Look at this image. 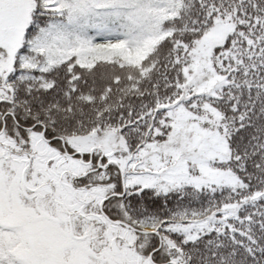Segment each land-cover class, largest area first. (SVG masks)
<instances>
[{
  "label": "snow or ice",
  "instance_id": "6c2138e0",
  "mask_svg": "<svg viewBox=\"0 0 264 264\" xmlns=\"http://www.w3.org/2000/svg\"><path fill=\"white\" fill-rule=\"evenodd\" d=\"M0 264H264V0H0Z\"/></svg>",
  "mask_w": 264,
  "mask_h": 264
}]
</instances>
